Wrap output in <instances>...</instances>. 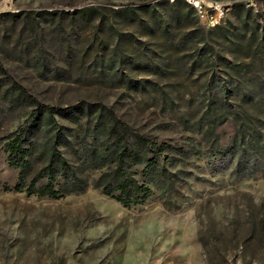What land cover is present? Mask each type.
Returning a JSON list of instances; mask_svg holds the SVG:
<instances>
[{
    "label": "rangeland",
    "instance_id": "obj_1",
    "mask_svg": "<svg viewBox=\"0 0 264 264\" xmlns=\"http://www.w3.org/2000/svg\"><path fill=\"white\" fill-rule=\"evenodd\" d=\"M146 1L0 0V264H208L207 251L215 264H264V239L258 233L243 251L237 245L251 232L249 210L260 212L264 168L254 164L251 172L252 166H238L244 157L237 148L241 144L231 147L237 133L231 119H215L219 149L200 129L194 130L203 113L219 117L208 110L207 97L235 101L228 89L236 83L244 87L240 108L264 121V42L260 43L264 20L248 54L228 48L236 45L231 40L219 39L227 57L248 64L243 76L219 70L221 74L209 82V66L196 73L165 67L160 73H149L135 66L129 70L130 80L114 79L100 68L113 45L97 41L107 39L109 26L122 36L132 33L134 38H144L121 9ZM208 1L229 4L221 24L232 39L238 38L232 36L238 29L246 30L242 41H234L247 45L255 25L251 18L246 22L245 11L231 13L230 6L240 2L245 9L264 13V0ZM82 7L95 11L84 18L74 12ZM42 10L57 13L38 14ZM198 20L205 30L212 29ZM145 46L151 47L149 62L155 65L181 51L142 45L139 40L137 45L119 48L140 61ZM33 100L53 108L75 107L71 116L42 115L40 143H46L59 127L66 143H73L70 136L75 129H92L98 123L93 111L98 113L102 107L106 115L109 109L132 129L166 142L171 152L166 184L148 182L151 196L130 206L103 194L91 180L82 190L57 199L14 191L18 170L7 163L3 138L29 120ZM59 150L65 151L62 146ZM142 167L133 169L136 178L146 182ZM87 173L94 179L100 171L95 166Z\"/></svg>",
    "mask_w": 264,
    "mask_h": 264
},
{
    "label": "trees",
    "instance_id": "obj_2",
    "mask_svg": "<svg viewBox=\"0 0 264 264\" xmlns=\"http://www.w3.org/2000/svg\"><path fill=\"white\" fill-rule=\"evenodd\" d=\"M141 6H131L121 9L126 18L131 23H135L143 32L144 38H134L132 33L122 36L118 29L109 26L107 39H99L98 45H113V50L107 59L100 61L102 71L107 69L111 72L112 78L121 81L130 80L129 70L135 66L144 68L147 72L160 73L165 67L166 71L177 69L187 70L190 73L204 66H209V82L214 76L233 71L238 76H243L247 71L248 64L236 61L225 55L219 39L231 40L236 45H227L228 48L236 52L248 54L251 52L256 40L259 26L264 20V13L253 12L245 9L242 3L231 4V13L239 14L246 12L247 19L251 18L253 25L252 32L248 33L247 45H241L242 38H245L246 30L238 29L232 36L227 34L225 25L219 24L212 29L205 30L199 25L198 17L193 6L185 0H149ZM93 8L82 7L75 13L89 17ZM56 11L42 10L38 14L55 15ZM246 25V23H245ZM216 31L217 35L214 36ZM229 38V39H228ZM110 40V41H109ZM166 45V49L179 47L181 51L174 56L169 54L170 59L159 60L156 65L149 62L151 47L145 46L143 58L137 61L130 55L120 50V45ZM239 40V41H234ZM264 42V38L260 43ZM249 44V45H248ZM259 47V46H258ZM220 51H223L222 53ZM256 51V50H255ZM135 60V61H134ZM138 62L139 64L137 65ZM220 70V71H219ZM152 72V73H153ZM137 83L136 81H132ZM229 94L235 101L227 102L219 96L211 95L206 99L208 110L217 112V117L203 113L195 122L194 130H201L205 136L214 143V149H219L220 145L217 136L214 134L216 125L215 119H231L236 123L237 133L233 138L232 146L240 150L244 157L238 160V166H249V171L256 166L264 168V121L258 117L245 112L243 107L244 87L236 83L233 88L228 89ZM19 93L16 95L19 97ZM237 99V100H236ZM34 108L29 113V120L22 126L9 132L4 139V150L7 154V163L10 167L18 170L17 182L12 187L14 191H24L28 195L49 197L57 199L61 196L82 190L89 180L92 186L99 189L103 194L114 197L124 206L136 205L148 199L152 190L148 182L163 181L166 184V163L171 157V152L167 151L170 146L166 142H158L149 136L134 130L126 122L118 119L116 114L105 107L93 112L98 123L92 129L76 128L71 134L73 143H66L62 128H58L46 143L37 140V133L41 132L40 119L43 114L52 117L53 114L71 116L70 108H53L37 100H33ZM229 103V104H228ZM77 108V107H76ZM82 110V108H81ZM80 110V111H81ZM78 122V121H76ZM204 122L208 123L204 126ZM193 125V126H194ZM64 129V128H63ZM49 131V129H44ZM90 137V142L87 138ZM101 138V139H100ZM100 143H97L99 142ZM88 142V143H87ZM64 148V153L59 147ZM173 148V147H172ZM184 152L183 149H179ZM247 152L245 158L243 152ZM167 152V153H166ZM221 152V151H219ZM242 161V162H241ZM254 164H258L254 166ZM142 165V174L146 177V182H140L136 178L135 166ZM97 166L100 173L97 178L90 179L87 171ZM237 166V167H238ZM240 170V169H239ZM60 179V181H59ZM41 182V183H40ZM259 213L249 210L247 222L250 224V231L247 237L240 242L239 247L243 251L248 246V242L254 233H258L264 239V198L257 205ZM237 235L238 227L234 229ZM219 236V235H218ZM208 264H215V258L207 251ZM245 258V257H244ZM249 260H253L247 258ZM248 260V261H249Z\"/></svg>",
    "mask_w": 264,
    "mask_h": 264
},
{
    "label": "built area",
    "instance_id": "obj_3",
    "mask_svg": "<svg viewBox=\"0 0 264 264\" xmlns=\"http://www.w3.org/2000/svg\"><path fill=\"white\" fill-rule=\"evenodd\" d=\"M190 5L197 6L201 21L208 27L221 24L225 20L229 8V4H211L206 0H190Z\"/></svg>",
    "mask_w": 264,
    "mask_h": 264
},
{
    "label": "bare ground",
    "instance_id": "obj_4",
    "mask_svg": "<svg viewBox=\"0 0 264 264\" xmlns=\"http://www.w3.org/2000/svg\"><path fill=\"white\" fill-rule=\"evenodd\" d=\"M185 1H186L188 4H190V0H185ZM206 1H208V0H206ZM208 2H210L211 4H219V3H216V2H213V1H208ZM191 6L194 7L198 19H200V14H199V12H198V10H197V6H194V5H191ZM228 11H229V8H228ZM200 20H201V19H200Z\"/></svg>",
    "mask_w": 264,
    "mask_h": 264
}]
</instances>
